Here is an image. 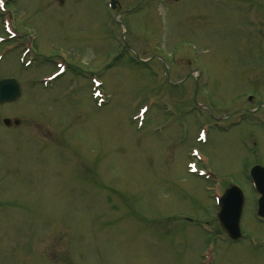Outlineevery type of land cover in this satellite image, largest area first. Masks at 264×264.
<instances>
[{"label":"rangeland","instance_id":"1","mask_svg":"<svg viewBox=\"0 0 264 264\" xmlns=\"http://www.w3.org/2000/svg\"><path fill=\"white\" fill-rule=\"evenodd\" d=\"M107 1L0 0V79L22 84L0 105V264H264L252 196L244 238L218 241L216 260L201 226H218L214 178L250 194L263 130L252 154L247 125L199 139L210 110L233 125L264 91V0H118L117 15Z\"/></svg>","mask_w":264,"mask_h":264},{"label":"water","instance_id":"2","mask_svg":"<svg viewBox=\"0 0 264 264\" xmlns=\"http://www.w3.org/2000/svg\"><path fill=\"white\" fill-rule=\"evenodd\" d=\"M20 94V86L17 82L14 81H1L0 82V102L9 101L16 99ZM6 123H9L6 120ZM255 181L259 185L261 192L264 194V169L256 168L253 170ZM225 209H231L227 213V209L219 214L220 222L224 226L227 222V218H230V222L234 220L232 228L228 229L229 235L237 239L239 238V230L236 227L238 220V215L240 213V208L242 206V199L240 194L237 193L236 189H230L225 193Z\"/></svg>","mask_w":264,"mask_h":264},{"label":"flooded vegetation","instance_id":"3","mask_svg":"<svg viewBox=\"0 0 264 264\" xmlns=\"http://www.w3.org/2000/svg\"><path fill=\"white\" fill-rule=\"evenodd\" d=\"M252 136V135H251Z\"/></svg>","mask_w":264,"mask_h":264}]
</instances>
